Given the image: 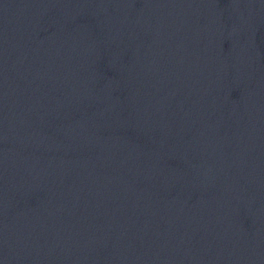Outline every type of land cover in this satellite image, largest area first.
Returning a JSON list of instances; mask_svg holds the SVG:
<instances>
[{"label": "water", "instance_id": "95a60500", "mask_svg": "<svg viewBox=\"0 0 264 264\" xmlns=\"http://www.w3.org/2000/svg\"><path fill=\"white\" fill-rule=\"evenodd\" d=\"M0 264H264V0H0Z\"/></svg>", "mask_w": 264, "mask_h": 264}]
</instances>
